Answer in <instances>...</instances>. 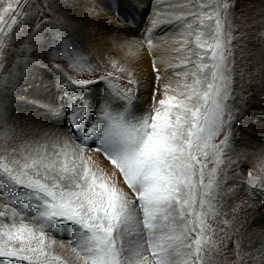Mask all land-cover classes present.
I'll use <instances>...</instances> for the list:
<instances>
[{
	"label": "snow or ice",
	"instance_id": "obj_1",
	"mask_svg": "<svg viewBox=\"0 0 264 264\" xmlns=\"http://www.w3.org/2000/svg\"><path fill=\"white\" fill-rule=\"evenodd\" d=\"M30 6V0H0L4 124L15 123L10 102H19L16 93L23 87V69L35 59L32 41L21 42L16 55L22 59H9L14 29L28 16ZM235 7L236 0L195 6L189 11L196 29L177 16L186 26L181 33L184 47L178 51L189 53L174 66L182 68L175 73L182 79L164 84L158 100L153 93L152 110L141 115L131 112L139 91L134 73L120 68L127 86L117 85L112 72L93 79L96 69L85 71L86 58L76 56L74 71L88 78H73L55 63L58 48L66 53L68 41L52 42L49 66L63 77L62 84L82 91L102 83L106 95L92 116L77 92L67 95L60 129L21 132L25 139L20 144H0V264H48L47 232L64 225L75 226L73 264H219L215 256L233 243L230 229L240 207L233 210V221L220 219L227 215L221 208L228 191L227 172L223 180L219 173L243 100L240 96L238 101L237 76L242 78L244 72L237 67L236 51H243L245 37L236 35ZM56 27L66 25L58 19ZM192 36L194 41L188 39ZM256 39L264 43V30ZM148 43L151 46L150 37ZM191 43L194 49L188 47ZM18 65L23 68L18 70ZM153 71L160 80L155 62ZM244 91L241 79L240 92ZM93 151L103 155L111 171L87 155ZM238 163L229 161V169ZM248 185L264 194V180L251 172ZM212 221L224 225L219 239ZM260 253L253 261L235 241L236 264H264V247ZM53 260L61 264L59 257Z\"/></svg>",
	"mask_w": 264,
	"mask_h": 264
},
{
	"label": "rangeland",
	"instance_id": "obj_2",
	"mask_svg": "<svg viewBox=\"0 0 264 264\" xmlns=\"http://www.w3.org/2000/svg\"><path fill=\"white\" fill-rule=\"evenodd\" d=\"M212 3L214 0H30L31 6L26 9L28 16L22 17L14 29L12 55L9 59L11 63L22 59L16 53L22 48L21 42L29 41H32L30 51L34 53L35 59L27 69H23V87L16 93L20 97L19 105L15 101L10 102L15 123L12 120L7 124L0 122V144L7 143L11 148L24 141L21 132L41 133L37 130L40 129L37 123L56 121L54 116L57 109H45L40 105L41 102L53 104L59 97V102L62 99L63 103L67 100V95L77 92L79 100L90 107L89 115L92 116L97 105L105 99V86L102 83L82 91L70 84H62L63 77L49 66L52 63L49 52L53 47L52 42L61 39L68 41L67 51L65 53L63 47L58 48L59 54L55 63L73 78H88L87 75L80 76L74 71L72 62L76 56L86 58L83 61L85 71L89 67L96 69L93 79H98L103 72H112L117 85L127 86V81L120 73L121 67L134 73L135 77L146 69L149 76L146 84L139 89L131 112L135 115L150 112L154 102L153 93H156L158 100L164 84L171 81L175 85L176 81L182 79L175 74L182 68L174 66L180 65L181 59L189 53L178 51L184 47L181 33L186 26L177 20V16L192 22L193 29H196L198 24L192 19L189 10L201 4ZM180 6H184L183 9ZM207 11L211 9L208 8ZM58 19L66 27H56ZM233 23L236 26V35L245 37L241 43L243 51L240 48L236 51L237 67L244 72L242 78L237 76L238 101L240 96L243 100L239 102V113L232 129L231 148L223 158L225 164L219 173L223 180L227 172L228 191L221 208V212L227 215H221L220 219L233 221V210L238 205L240 207L230 229L233 243L215 256L219 264H236L234 249L237 240L241 242L245 256L251 257L253 261L259 260L260 249L264 247V194L248 185L249 172L253 177L264 180V125L261 124L264 122V43L256 39L257 33L264 30V0H236ZM37 24L41 25L39 29ZM87 25L98 26L102 34H106H101L100 38L95 37L93 40L96 43H92V40L86 42L83 37L89 34L80 31H84L82 28ZM149 37L151 46L148 43ZM188 39L194 41V36ZM188 47L194 49L195 45L191 43ZM196 51L191 53L194 59ZM153 62L160 70V80H157L153 71ZM192 67L193 64L189 63L188 68ZM22 68V65H18V70ZM35 74L37 77H34ZM188 79L190 82V75ZM241 79L245 87L243 93L240 92ZM5 87L4 81L0 79V98L4 96ZM32 98H37V101L29 103ZM93 152L88 153L99 161L105 171H109L108 163ZM229 161L239 163L229 169ZM233 188L235 191H231ZM2 193L3 185H0V197ZM2 202L0 199V203ZM17 207L22 212L27 211L23 204H17ZM211 224L216 229V238L219 239L224 225L215 221ZM47 236L65 243L75 259L72 251V247L78 242L75 226H56L48 230ZM48 252V264H56L53 260L54 253ZM59 259L61 264H73L74 261L67 263L60 257Z\"/></svg>",
	"mask_w": 264,
	"mask_h": 264
},
{
	"label": "bare ground",
	"instance_id": "obj_3",
	"mask_svg": "<svg viewBox=\"0 0 264 264\" xmlns=\"http://www.w3.org/2000/svg\"><path fill=\"white\" fill-rule=\"evenodd\" d=\"M261 24V23H260ZM264 25V24H263ZM162 25H160L161 27ZM84 29V31H80L81 33L82 32H87L89 35H85L83 38L86 39V42H91L90 40H92V43H96L93 39L95 37L98 36V38L101 37V34H102V31L99 30V27L98 26H90L87 25L85 26L84 28H82V30ZM111 29V28H110ZM76 30V29H75ZM106 33L104 32L102 35H105ZM97 45H100V43H98ZM39 74V73H37ZM35 74L34 77H37ZM148 73L146 71V69L143 70V72L138 75L136 77V79L139 81V89H141L144 85V83L146 84V79L148 78ZM141 96H139L140 98ZM59 98V97H58ZM57 99V101H55V103L51 104V103H45V102H41L40 105L42 107H44L45 109H57L56 112H55V122L51 123L49 121H45L44 123L40 124V123H37L36 125H38L37 127H39L40 129H37L39 132H41V134L45 131V130H50V129H60L61 127V123L63 121V109H62V105L64 103H66V101H64L62 103V99H60V102H59V99ZM37 101V98H32L30 99V102L29 103H32V102H36ZM39 104V102H37ZM17 105H19V103L17 102L16 103ZM262 109L264 110V104L262 106ZM48 123V124H47ZM261 124L264 125V122H262ZM97 154L98 156H100V158L103 160H105L108 164H107V167L109 169V171L112 170L111 168V165L109 164V162L103 157L102 154L100 153H97V152H93V154ZM262 154L264 155V151L262 152ZM87 155H89V153H87ZM53 229V228H52ZM51 229V230H52ZM51 234V233H50ZM244 239H246V236H244ZM52 240H55V244H52L51 241ZM46 241L48 242L49 244V247H48V251L54 253L53 255L54 256H59L62 260H64L65 262H70L71 260H74L73 259V254L71 253L70 249L68 248L67 249V245L65 243H61V242H58V240L54 237V238H51L49 236L46 237ZM244 242V240H243Z\"/></svg>",
	"mask_w": 264,
	"mask_h": 264
}]
</instances>
